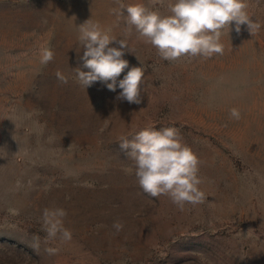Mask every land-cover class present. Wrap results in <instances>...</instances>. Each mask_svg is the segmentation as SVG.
<instances>
[{
	"label": "rangeland",
	"instance_id": "obj_1",
	"mask_svg": "<svg viewBox=\"0 0 264 264\" xmlns=\"http://www.w3.org/2000/svg\"><path fill=\"white\" fill-rule=\"evenodd\" d=\"M169 2L0 0V264H264V0H246L253 36L233 23L222 55L172 62L113 12ZM90 18L134 51L124 58L144 71L142 103L77 82ZM150 124L174 127L198 155L202 203L181 210L139 186L119 138ZM45 209L65 210L70 241L48 236Z\"/></svg>",
	"mask_w": 264,
	"mask_h": 264
},
{
	"label": "clouds",
	"instance_id": "obj_2",
	"mask_svg": "<svg viewBox=\"0 0 264 264\" xmlns=\"http://www.w3.org/2000/svg\"><path fill=\"white\" fill-rule=\"evenodd\" d=\"M119 7L123 12L115 9L113 12L118 17L126 12V24L134 26L139 37L156 48L161 59L169 62L185 56L222 55V29L226 26L232 29L233 23L236 33L241 32L243 25L252 36L260 27L247 14L246 0H173L165 11L152 10L143 4H119ZM79 28L84 51L80 57L82 64L74 68L77 82L85 88L101 82L109 91L121 90L116 97L118 100L142 103L144 71L138 66L129 67V61L124 58L126 52L134 53L128 42L110 36L91 18ZM113 43L117 46H110ZM40 57L41 63L47 64L53 59V52L43 48ZM125 69L128 71L119 79ZM56 76L61 83L68 82L59 70ZM230 116L240 119L239 110L232 108ZM103 120L100 132L108 127V118ZM119 145L133 161L138 184L146 194L153 198L167 195L181 210L185 203L203 202L204 194L199 189L200 160L174 127L157 129L150 124L133 133L131 138L121 136ZM65 215L63 209L44 210L49 237L59 232L63 240H71L72 233L62 227L61 218ZM113 227L120 231L122 224L114 222ZM48 251L54 254L56 250L50 248Z\"/></svg>",
	"mask_w": 264,
	"mask_h": 264
}]
</instances>
